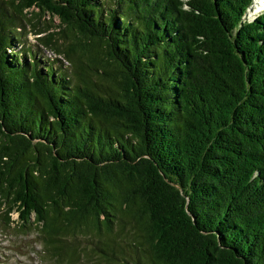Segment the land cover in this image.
I'll list each match as a JSON object with an SVG mask.
<instances>
[{"label":"trees","instance_id":"obj_1","mask_svg":"<svg viewBox=\"0 0 264 264\" xmlns=\"http://www.w3.org/2000/svg\"><path fill=\"white\" fill-rule=\"evenodd\" d=\"M254 5L0 0L5 221L35 227L53 264H264ZM47 13L54 59L21 46Z\"/></svg>","mask_w":264,"mask_h":264},{"label":"rangeland","instance_id":"obj_2","mask_svg":"<svg viewBox=\"0 0 264 264\" xmlns=\"http://www.w3.org/2000/svg\"><path fill=\"white\" fill-rule=\"evenodd\" d=\"M258 2L261 3V0L255 2V9L258 8ZM263 2L264 1L262 0V3ZM250 10L251 9L248 10V14L252 19L254 17V9L252 11ZM52 17L53 16H51L50 13L43 15L40 18L39 22L41 23L38 27H34L32 22L28 19L23 21L22 25L24 40L21 46H33L34 49H40L44 55L42 56L43 59H54L57 57L54 51L46 48L43 44L37 46L40 44L38 40L39 37H47L49 33H53L57 29L60 20L58 17H54L52 22ZM28 18L32 17L29 16ZM39 29H43L44 32L40 33ZM58 57L62 58V56ZM61 60L67 63L66 60ZM17 218L18 214L15 213L13 215V220H16ZM85 245L93 247L94 244H92V238L89 237L88 242L83 243V246ZM42 249L37 229H35V227H32L30 230H22L16 221L8 224L3 217V213L0 212V264H53L54 261L47 260Z\"/></svg>","mask_w":264,"mask_h":264},{"label":"water","instance_id":"obj_3","mask_svg":"<svg viewBox=\"0 0 264 264\" xmlns=\"http://www.w3.org/2000/svg\"><path fill=\"white\" fill-rule=\"evenodd\" d=\"M256 1H257V0H255V2H256ZM263 1H264V0H263ZM258 4H260L261 6L263 5L262 7H264V2L262 3V0H261V3L258 2Z\"/></svg>","mask_w":264,"mask_h":264},{"label":"bare ground","instance_id":"obj_4","mask_svg":"<svg viewBox=\"0 0 264 264\" xmlns=\"http://www.w3.org/2000/svg\"><path fill=\"white\" fill-rule=\"evenodd\" d=\"M255 6H256V4H255ZM255 6L250 11H252L255 8Z\"/></svg>","mask_w":264,"mask_h":264}]
</instances>
